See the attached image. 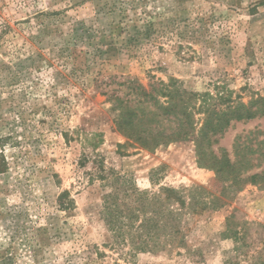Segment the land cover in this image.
Wrapping results in <instances>:
<instances>
[{"label": "rangeland", "instance_id": "1", "mask_svg": "<svg viewBox=\"0 0 264 264\" xmlns=\"http://www.w3.org/2000/svg\"><path fill=\"white\" fill-rule=\"evenodd\" d=\"M172 77L189 91L264 97V0H0V264L264 261V178L248 179L264 174V115L212 138L228 161L221 175L197 150L204 114L194 137L157 148L116 126L114 95L133 97L126 79L150 88ZM96 157L160 200L174 189L188 204L186 189L205 187L183 211L188 246H113L104 200L120 183L96 177Z\"/></svg>", "mask_w": 264, "mask_h": 264}, {"label": "trees", "instance_id": "2", "mask_svg": "<svg viewBox=\"0 0 264 264\" xmlns=\"http://www.w3.org/2000/svg\"><path fill=\"white\" fill-rule=\"evenodd\" d=\"M120 86L129 89L133 97L124 99L114 95L112 110L116 113V126L126 137L134 139L145 148H157L169 141L194 137L195 114H204L202 129L196 139L197 150L202 155L209 154L213 164L220 166L219 175L223 173L221 164L224 166L228 161H222V157H218L217 152L210 147L213 144L212 138L223 134L232 121H249L258 115H264V97L260 95H253L248 101L243 98L238 101L232 99L231 89L218 90L216 95L210 93V90L189 91L174 77L168 83L159 81L150 88L134 79H126ZM96 162V177L106 179L108 184L120 183L114 191L105 195L104 200L106 221L115 234L113 246H122L127 238L138 249L166 250L188 246L182 221L183 211L193 209L199 203L198 194L210 195L205 187L196 185L187 188L190 197L188 204L182 194L174 189H166V198L160 200L159 195L151 197L135 189L130 191L126 186L127 181L122 182L120 175H115L112 171L113 179L111 172L104 168V162L98 157ZM257 177L264 178V174H252L248 179L254 181ZM66 194L62 195V205L65 209L72 210L74 202ZM208 196L202 198L204 204L219 201V197L213 195L210 200H206L209 199ZM173 199L179 202L180 208L171 207ZM140 215L144 217L136 224L134 219ZM223 235L236 242L241 239V232L231 230V227ZM235 248L239 249L237 245ZM252 264H264V261H254Z\"/></svg>", "mask_w": 264, "mask_h": 264}]
</instances>
